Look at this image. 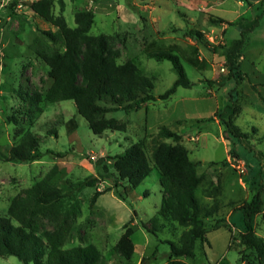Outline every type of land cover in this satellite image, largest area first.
Here are the masks:
<instances>
[{"label": "rangeland", "instance_id": "1", "mask_svg": "<svg viewBox=\"0 0 264 264\" xmlns=\"http://www.w3.org/2000/svg\"><path fill=\"white\" fill-rule=\"evenodd\" d=\"M34 1L0 0V216L6 215L15 195L55 165V182L64 188L67 180L95 174L98 184L77 193L81 211L65 247L93 243L107 264H169L170 242H178L188 227L167 214L160 216L156 233L149 230L163 198L157 166L150 161V174L125 199L116 191L127 181L119 179L113 166L116 155L142 139L150 155L152 139L166 125L182 135L180 143L192 160L200 162L197 171L205 180L197 195L204 203L216 199L220 204L207 223L225 220L208 232V242L198 241L195 257L180 259L184 264H244L241 252H251L241 243L243 212L237 208L264 184V0H63V15L71 27L76 26L77 9L93 6L90 33L108 35L120 51L118 62L132 60L155 84L156 100L128 112L108 113L125 128L102 134L92 131L74 100L45 102L40 118L29 122V94L45 93L52 82L49 66L37 54V49L52 45L41 30H57L31 8ZM53 2L58 15L60 0ZM163 49L180 55L193 82L179 86L168 98L159 96L173 85L176 72L169 60L150 56ZM227 104L240 106L235 123L248 134L247 144L225 132L219 113ZM14 115L18 124L9 119ZM52 128L57 134L49 133ZM23 129L40 136L42 157L6 160ZM58 152L66 155L57 156ZM215 185L219 191H214ZM97 190L103 192L92 203ZM126 224L135 230L130 260L116 250ZM255 229L264 237L263 212L256 215ZM249 260L254 262L253 255ZM0 264L24 263L8 255L0 256Z\"/></svg>", "mask_w": 264, "mask_h": 264}, {"label": "trees", "instance_id": "2", "mask_svg": "<svg viewBox=\"0 0 264 264\" xmlns=\"http://www.w3.org/2000/svg\"><path fill=\"white\" fill-rule=\"evenodd\" d=\"M60 3L61 11L55 15L53 0L31 2V8L57 30H41L52 45L42 46L37 49V54L49 66L52 82L45 93L29 94L28 120L35 124L44 112L45 102L74 100L77 111L85 117L94 133L102 134L108 129L123 130L125 125L114 117L108 118L107 114L139 109L156 100L153 78L142 73L132 60L118 62L120 51L108 35L90 33L95 22L93 6L77 9L76 26L71 27L63 15L65 3L63 0ZM196 35L200 38L202 34L197 32ZM150 56L169 60L177 75L173 85L160 98H168L179 86H192L178 53L163 49L151 52ZM239 109L236 104H227L226 109L219 113L220 122L225 132L247 144L248 134L235 123ZM9 119L18 124L17 116ZM76 127L75 123L72 129ZM49 133L57 134V129L52 128ZM18 136V141L8 150L6 160L34 161L42 157L41 139L37 133L23 129L19 130ZM166 139H172L174 143ZM181 139L180 133L163 125L152 139L150 155L146 152V141L142 139L113 160L119 179L127 181L123 190L116 191L122 199L150 174V161L157 166L163 198L149 230L156 233L160 216L167 214L178 224L188 227L178 242H170L169 264H184L180 258L195 257L198 241L208 242V232L221 227L225 221L218 219L214 224L207 223V218L217 214L220 204L216 199L212 204L204 203L197 195L205 175L198 173L200 162L190 158L189 151L180 143ZM65 155L64 152L57 153V156ZM103 166L109 170L107 165ZM57 174L55 165L41 180L11 199L6 215L0 216V256L14 255L24 264H107L93 243L65 247L81 211L77 193L87 186H96L100 178L93 174L77 181L70 179L64 188L55 182ZM115 186L118 187L119 183L115 182ZM213 189L219 191L220 186L215 185ZM102 192L97 190L91 202H95ZM237 209L243 212L241 243L251 252L247 255L241 252V260L244 264H264V237L255 229L256 215L261 212L264 215V184L261 183L251 199ZM134 231L132 225L126 224L116 244V250L127 260L135 251ZM250 255H253L254 262L247 261Z\"/></svg>", "mask_w": 264, "mask_h": 264}]
</instances>
